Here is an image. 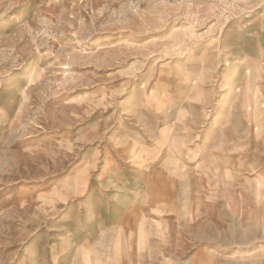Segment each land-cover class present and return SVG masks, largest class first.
Returning <instances> with one entry per match:
<instances>
[{"label":"rangeland","instance_id":"374dc122","mask_svg":"<svg viewBox=\"0 0 264 264\" xmlns=\"http://www.w3.org/2000/svg\"><path fill=\"white\" fill-rule=\"evenodd\" d=\"M263 87L264 0H0V264L71 259L118 191L78 264H264Z\"/></svg>","mask_w":264,"mask_h":264},{"label":"crops","instance_id":"0c3cea01","mask_svg":"<svg viewBox=\"0 0 264 264\" xmlns=\"http://www.w3.org/2000/svg\"><path fill=\"white\" fill-rule=\"evenodd\" d=\"M242 70L243 69H240L239 70V74L242 72ZM241 83V79H235L233 82H232V87H238L239 86V84ZM239 87H241V85L239 86ZM263 90H264V87H263ZM233 100H234V98H232ZM164 132V131H163ZM196 139V138H195ZM205 142L207 143V141L205 140ZM180 145H182V144H180ZM195 146L196 147H199V145L197 144H195ZM207 146H210V147H213V148H215V144H208L207 143ZM180 148H182V146L180 147ZM194 147H192V149H193ZM82 175H84V174H82ZM77 176H79L80 177V175H76V177ZM88 176H89V174H85L84 175V178H76V180L75 181H78V183H79V189H80V191H83L84 189H86L87 188V181L89 180V178H88ZM147 179V181H150V182H157V180H159V173H156V174H154V173H152V174H148L147 175V177H146ZM86 183H85V182ZM99 181V180H98ZM83 182H84V184H83ZM154 184V183H153ZM100 187H102V185H99ZM150 189V188H149ZM96 190V189H95ZM95 190H93L92 191V193L90 194V199L91 200H93L94 201V203H95V205H98V207L96 208V210H95V212L96 213H99V214H101V213H108L109 211V209L108 208H101V207H105V205H106V207H109L108 205H107V201H106V199L107 200H110V197L108 198L107 197V193L106 192H102L103 194H104V196H106V199H102L103 200V202L101 203L99 200L101 199V197H99L98 196V194L96 193V191ZM85 191V190H84ZM83 191V192H84ZM95 191V192H94ZM152 191L153 190H151L150 191V193L148 194V199H149V201H150V199L153 197L152 196ZM82 192V193H83ZM94 192V193H93ZM81 193V194H82ZM121 191H118L117 193H115V195H113V202L117 205H119L118 207H121V213H122V216L120 215L118 218H116V215L115 216H111V215H108L109 217H106L105 216V220L104 219H100L99 220V222H98V227H97V231H96V233H95V235L93 236L94 237V240L93 241H91V238H86V239H84L83 241H82V243L80 244V245H77L78 247H77V249L75 250V253H74V256L71 258V259H67L66 257H62V259L63 260H61L62 261V263L61 264H78V262L79 261H82V262H86V263H88L89 261H91V257L88 255L87 256V251H85L86 250V248L85 247H87V245L89 244L90 246H92V248L94 249V252H95V258H98L99 257V254H102L103 253V251L104 250H107L108 248H109V246H110V237L112 236V232L111 231H107V229L109 230V229H113L115 226H113V224H110V222H113V221H116L117 219H118V221H119V224L118 225H116V227L117 228H119V230H120V224H122L123 226L122 227H126L127 228V220H125V218H126V216H127V213H134V209L135 208H133V207H131V206H135L134 204L136 203V198L134 197V195L133 194H129L128 193V195H130L131 197H132V199H128V200H126V204L124 205V204H121L122 203V201L119 203L118 202V200H116L115 199V197L114 196H116V195H121ZM144 194L146 193V192H143ZM129 196V197H130ZM129 202H132V204L131 203H129ZM139 207V206H138ZM131 210V211H130ZM139 211V210H138ZM137 212V211H136ZM109 223H108V222ZM115 227V228H116ZM110 236V237H109ZM100 237H101V240H100ZM102 237H106L105 239L104 238H102ZM69 242H66V248H68L69 249ZM67 251V250H66ZM81 252H85L86 254L85 255H82V253ZM65 253V250H64V252H63V254ZM103 255V254H102ZM101 257V256H100ZM102 258V257H101ZM87 259H89V261L87 262ZM53 264H59V263H57V262H59L60 261V259H59V257H55L53 260ZM71 261V262H70Z\"/></svg>","mask_w":264,"mask_h":264}]
</instances>
